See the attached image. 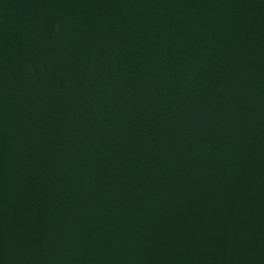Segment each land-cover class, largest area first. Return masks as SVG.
<instances>
[{"label":"water","instance_id":"obj_1","mask_svg":"<svg viewBox=\"0 0 264 264\" xmlns=\"http://www.w3.org/2000/svg\"><path fill=\"white\" fill-rule=\"evenodd\" d=\"M0 264H264V0H0Z\"/></svg>","mask_w":264,"mask_h":264}]
</instances>
